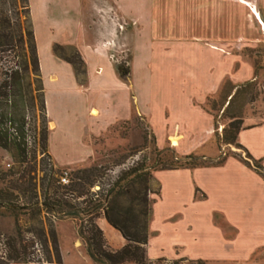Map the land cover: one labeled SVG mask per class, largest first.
Segmentation results:
<instances>
[{
  "label": "crops",
  "instance_id": "crops-1",
  "mask_svg": "<svg viewBox=\"0 0 264 264\" xmlns=\"http://www.w3.org/2000/svg\"><path fill=\"white\" fill-rule=\"evenodd\" d=\"M63 1L35 0L32 7L27 0L49 122L46 151L56 166H84L95 155L92 142L133 117L145 121L157 149L174 139L177 155L194 154L212 134L206 101L224 83L232 97L256 80L252 65L226 48L264 42V0H243L252 9L237 0ZM140 30L155 39H140ZM156 39L181 48L167 65L146 49ZM54 45L76 50L82 83ZM127 53L122 79L108 56L121 54L119 63ZM251 120L242 121L236 143L264 170V119ZM152 177L147 259L264 264V177L253 167L228 157L220 165L157 170ZM96 224L110 249L125 244L103 218Z\"/></svg>",
  "mask_w": 264,
  "mask_h": 264
},
{
  "label": "rangeland",
  "instance_id": "rangeland-1",
  "mask_svg": "<svg viewBox=\"0 0 264 264\" xmlns=\"http://www.w3.org/2000/svg\"><path fill=\"white\" fill-rule=\"evenodd\" d=\"M34 1L30 0L32 7H34ZM60 1L64 2L63 0ZM237 1L247 6V8L252 9L251 4L247 1ZM25 7V0H0V35L8 36L7 39L0 40V80L5 78V73L9 68L17 67L19 69L21 75L22 104L25 112L24 136L22 141L24 157L18 156L15 151H4L0 149V191L7 190L8 188L9 192L15 196L18 194V191L12 189L14 186L27 189L29 184H34L36 197L31 198V193L25 192L24 195L21 194L17 199L10 201V204L25 208L15 213L17 215L15 218L14 213H11L8 208L4 209L0 206V256H5L6 247L4 240L7 237L14 236V225L17 223L26 232L24 234V240L28 244L31 241L33 242L31 247L28 248V252H30L28 257L38 262L29 264H48L46 262L44 246L37 239L38 236H32L31 232L34 234L42 228L45 233L48 223L52 222L62 264H95L87 256L85 244L78 237L74 222L71 220L53 219L50 214L44 213V209L41 206L43 200L41 185L49 182V180L55 179L59 183V177L64 172L68 174L69 178V175H72L76 170H90L95 168L97 176L94 178V185L89 188L88 192L89 194L96 193L100 198L122 170L131 165L141 163L150 172L147 182L150 191V194H148L149 209L151 204L150 195L156 193V183L153 180L152 173L160 168H188L187 164L189 161L186 162L184 160L185 156L176 154L172 147L174 146V139L171 140V143L167 142L162 149H157L145 121L140 117H133L130 121L118 122L112 125L105 133L96 138L92 142L95 155L84 166L59 167L54 165L47 154L46 142L44 143V151H42V136L45 135L47 138L49 122L42 109L43 96L40 75L32 67L29 51L30 42L27 41L24 33L25 30L29 29V16ZM251 13L253 16H257L255 11ZM6 21H8V29L4 28ZM144 30L138 31L140 39L143 35L144 38L147 35H151L149 31ZM19 32L22 37H19ZM156 33L161 34L158 31ZM168 35H171L173 39L176 36L173 34ZM236 42L240 43L241 40H237ZM153 43V46L147 44L146 49L148 52L152 51L154 59H163L165 65L170 63L173 54H179L181 50L177 43H167L164 42V39L162 42H158L156 39ZM254 44L256 45L240 46L239 44V46L226 48L230 53L239 54L243 60L252 65L256 80L240 85L232 97L233 90H231V85L224 83L218 94L206 101L204 109L213 118V129L207 145L196 153L190 154L198 157V160L194 162V168L216 165L222 159L228 157L238 158L240 161L247 159L246 152L242 148L237 147L235 144L223 145L221 143V130L223 127L228 128V124L233 120H237L240 122V126H242L244 119L251 120V117L254 120L257 118L264 119V42H254ZM74 50L70 46H59L58 49H55V55L74 60ZM136 50L137 48L135 47ZM117 54L115 56L110 54L108 56L109 60H113L114 63L116 62V65L123 63L127 66L129 60L128 53L125 59H123L124 62L119 63H117V60L121 54ZM122 55L125 54L122 53ZM157 63L159 62L157 61ZM76 77L78 82H83L80 75ZM228 95L231 97L230 100H228ZM226 102L229 104L227 105ZM31 178L33 179L31 180ZM139 185L141 186V184L135 183L134 187L138 189L140 187ZM80 200L77 199L78 202ZM117 202L123 209L130 206L134 214H137L140 208L138 201L130 203L127 195L119 197ZM35 203V206L28 207L29 204ZM35 208H38L42 212L32 217V211ZM99 218L103 217L99 214L94 218L95 224ZM148 219L149 213L147 217L138 215V220L140 222L144 221L146 228ZM101 234L104 245L108 250H118L110 249L106 244V239L109 240L110 238L104 236L102 231ZM151 261L154 264H170V261L165 259L159 262L156 259ZM50 264H55L52 256H50ZM180 264L188 263L182 262Z\"/></svg>",
  "mask_w": 264,
  "mask_h": 264
},
{
  "label": "trees",
  "instance_id": "trees-1",
  "mask_svg": "<svg viewBox=\"0 0 264 264\" xmlns=\"http://www.w3.org/2000/svg\"><path fill=\"white\" fill-rule=\"evenodd\" d=\"M26 1L25 10L28 13V4ZM4 28L8 29V21ZM29 44V51L31 57V64L34 71L38 72V62L36 56V49L33 40L31 25L29 22V29L24 31ZM19 37H22L19 32ZM7 35H0V40L7 39ZM59 46L54 45L52 51L55 54V49ZM74 60L66 59L60 56L61 59L69 63L74 73L81 75L82 61L78 53L74 50ZM58 56V55H57ZM115 69L120 78L125 79L128 74V67L123 63L115 66ZM21 75L19 69L16 67L9 68L5 73V78L0 80V149L4 151H15L18 156L24 157L23 136L25 126V112L21 96ZM42 109L44 105L42 102ZM240 122L233 120L228 124V128L223 127L221 132V143L223 145L235 144L236 135L240 130ZM46 142L45 135L42 136V151H44V143ZM247 159H243L242 162L246 166H251L255 171L260 173L264 177V170L259 164V161L252 160L246 153ZM184 160L189 161L188 168H194V162L198 160V157L188 155L184 157ZM222 159L218 164L224 162ZM252 162V164H250ZM190 166V167H189ZM215 166V165H211ZM204 167V166H203ZM164 169H177V168H160ZM96 169L90 170L80 169L76 170L69 175L68 183L65 185L59 184L58 180H49L44 185L42 184V196L41 202L42 209L45 214H50L51 218L58 220H71L76 225V233L81 238L86 247V253L89 259L95 264H154L151 260H148L145 256V245L147 241V228L146 223L138 220V215L147 217L150 212L148 209V194H150L147 182L150 175L149 169L143 164L137 163L131 165L122 170L120 174L113 180L109 187L105 190L103 196L99 198L96 193L89 194L88 190L94 185V178L97 176ZM33 178H31L32 180ZM135 183L141 184L136 189ZM14 186L12 189H16L17 195H12L7 190L0 191V206L4 209H9L11 213H14V218L17 217L15 213L19 212L23 207H19L9 202L17 199L21 194L25 192L31 193V198L36 197L35 185L29 184L27 189L18 188ZM127 195L130 203L138 201L139 209L137 214L133 213L132 208H121L118 205V198ZM77 199H81L79 202ZM35 204H29V206H35ZM27 208V206H25ZM42 212L38 208L32 211V217L39 215ZM101 215L106 223L124 239L125 244L116 251L108 250L103 242L102 234L99 228L94 223V218ZM24 232L17 223L14 225V236L7 237L4 240L6 247L5 256H0V264L9 263H21L29 264L36 263L37 260L29 259L28 248L30 244L24 240ZM29 233V232H28ZM32 236H38V240L42 243L45 249L46 262L50 264V256L53 257L55 264H62L59 255V250L56 242L55 232L52 227V222L48 223L46 232L39 229ZM38 234V235H37ZM48 244V246H47ZM157 262L164 261L163 258L156 259ZM184 259H176L170 261V264H180ZM188 264H203L201 261L188 262Z\"/></svg>",
  "mask_w": 264,
  "mask_h": 264
},
{
  "label": "built area",
  "instance_id": "built-area-1",
  "mask_svg": "<svg viewBox=\"0 0 264 264\" xmlns=\"http://www.w3.org/2000/svg\"><path fill=\"white\" fill-rule=\"evenodd\" d=\"M68 174L66 172L62 173L61 176L59 177V183L62 185H65L68 183Z\"/></svg>",
  "mask_w": 264,
  "mask_h": 264
},
{
  "label": "bare ground",
  "instance_id": "bare-ground-1",
  "mask_svg": "<svg viewBox=\"0 0 264 264\" xmlns=\"http://www.w3.org/2000/svg\"><path fill=\"white\" fill-rule=\"evenodd\" d=\"M51 128H53V124H50ZM173 145H176V142H173Z\"/></svg>",
  "mask_w": 264,
  "mask_h": 264
}]
</instances>
